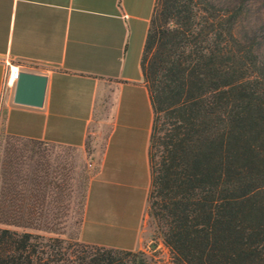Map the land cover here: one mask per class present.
Here are the masks:
<instances>
[{
  "label": "trees",
  "instance_id": "trees-1",
  "mask_svg": "<svg viewBox=\"0 0 264 264\" xmlns=\"http://www.w3.org/2000/svg\"><path fill=\"white\" fill-rule=\"evenodd\" d=\"M254 1L153 3L139 64L151 106L147 211L169 251L162 264H264V24L251 18ZM6 137L31 153L53 144ZM37 166L0 221V264H160L62 236V199L50 192L59 183Z\"/></svg>",
  "mask_w": 264,
  "mask_h": 264
},
{
  "label": "crops",
  "instance_id": "crops-1",
  "mask_svg": "<svg viewBox=\"0 0 264 264\" xmlns=\"http://www.w3.org/2000/svg\"><path fill=\"white\" fill-rule=\"evenodd\" d=\"M155 0H0V128L83 149L106 129L78 238L142 250L151 106L140 54ZM10 68L46 75L40 105L12 100ZM10 79V78H9ZM102 245V244H96Z\"/></svg>",
  "mask_w": 264,
  "mask_h": 264
},
{
  "label": "rangeland",
  "instance_id": "rangeland-1",
  "mask_svg": "<svg viewBox=\"0 0 264 264\" xmlns=\"http://www.w3.org/2000/svg\"><path fill=\"white\" fill-rule=\"evenodd\" d=\"M251 18L256 24H264V0L253 2ZM106 130V129H105ZM104 129H94L83 149L75 147H65L61 145L38 146L31 153L29 145L21 142H10L6 137V132L0 128V221L5 213H10L13 207L12 194L19 189V179L29 176L38 164L39 174L43 170L48 172L58 187H52L50 192L61 196V207L59 210L65 213L61 218V223L57 224L64 230L65 235H75L78 233L75 223L78 211H81V221L86 198V191L89 180L93 175L98 156L104 145L106 131ZM13 144L17 150L7 153L6 148ZM36 164V165H35ZM35 165V166H34ZM35 172V170H34ZM51 192V193H52ZM79 204L81 208H79ZM145 229L150 242H145L144 249L140 250L148 255H154V259L160 264L167 263L169 251L162 244L161 235L156 227L153 218L146 212ZM81 225V223H80ZM3 225L0 223V227ZM101 231L90 232V238L94 244H102L104 237Z\"/></svg>",
  "mask_w": 264,
  "mask_h": 264
},
{
  "label": "water",
  "instance_id": "water-1",
  "mask_svg": "<svg viewBox=\"0 0 264 264\" xmlns=\"http://www.w3.org/2000/svg\"><path fill=\"white\" fill-rule=\"evenodd\" d=\"M46 75L43 73L19 70L14 79L12 100L16 103L40 105L43 100Z\"/></svg>",
  "mask_w": 264,
  "mask_h": 264
},
{
  "label": "built area",
  "instance_id": "built-area-1",
  "mask_svg": "<svg viewBox=\"0 0 264 264\" xmlns=\"http://www.w3.org/2000/svg\"><path fill=\"white\" fill-rule=\"evenodd\" d=\"M17 74H18V69L17 68H12L11 69L10 65L7 64V72H6V75H5L4 79H3V84L4 85L11 84V81L16 78Z\"/></svg>",
  "mask_w": 264,
  "mask_h": 264
}]
</instances>
